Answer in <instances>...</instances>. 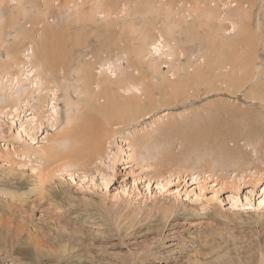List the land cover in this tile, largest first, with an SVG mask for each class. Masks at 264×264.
Wrapping results in <instances>:
<instances>
[{
    "label": "rangeland",
    "instance_id": "obj_1",
    "mask_svg": "<svg viewBox=\"0 0 264 264\" xmlns=\"http://www.w3.org/2000/svg\"><path fill=\"white\" fill-rule=\"evenodd\" d=\"M78 1L82 21L58 13L60 5L63 13L74 12L76 1L66 9V0H55L58 9L45 20L28 11L12 28L10 14L45 0H0L8 17L0 43V264H264V0H200L225 12L230 3L245 4L241 26L248 33L226 35V46L205 25L176 34L183 63L202 57L198 43L220 45L214 47L219 59L209 53L224 64L235 61L230 78H198L197 96L159 106L150 117L110 125L97 119L105 129L100 147L82 158L71 138L79 123H89L82 115L87 61L96 80L136 68L135 56L112 42L118 35L109 41L99 29L120 34L122 26L139 28L146 18L159 28L162 20L188 19L186 27L193 20L184 18L187 6L199 0L130 1L124 12L105 17L99 11L106 0ZM192 35L198 37L193 45L184 42ZM46 38L45 52L37 54L48 75L36 87L28 48ZM151 50L146 58L171 74L167 48ZM18 71L27 72L21 82L14 80Z\"/></svg>",
    "mask_w": 264,
    "mask_h": 264
},
{
    "label": "bare ground",
    "instance_id": "obj_2",
    "mask_svg": "<svg viewBox=\"0 0 264 264\" xmlns=\"http://www.w3.org/2000/svg\"><path fill=\"white\" fill-rule=\"evenodd\" d=\"M13 1H17V4H18V0H13ZM66 1L67 2H65L64 4L66 5L65 6L66 9H69L71 7L69 5L70 2L76 1V3L74 4V6L76 7L74 12L73 11L68 12L69 14L67 12L63 13L62 6L61 5L58 6V3H55V0H45V3L43 4L41 3L40 5L34 2L33 5L29 4L26 7L25 5L22 6L21 11L18 13V15L13 14V13L10 14V20H11L10 25L11 26L10 25L9 26L12 28H15L17 24H19V22L21 21V17L24 16V14L28 11L32 13L33 20L38 21L36 19H40L38 22H41L45 20V17L48 14L54 12V10L58 8H59L58 13L64 16L63 18L66 17V20L68 19V17L71 16V17H75L77 21L78 20L82 21V18L86 17L83 11L85 8H84V4L82 3V1L80 2L82 3V5L79 3L78 0H66ZM130 1H133V3H136L137 0H120V1L119 0H106L104 3H100L101 11L99 12L104 13V17H105V14L106 15L110 13L119 14L121 12H124V10L127 8L128 3ZM142 1H145V0H142ZM178 1L181 2L182 0H178ZM55 5H57L58 8L55 9ZM219 6H217L215 3L213 6H211L210 2L209 3L205 2L203 5H201L200 0L197 3H195V5L191 4L189 6L190 8L187 6L189 13L186 14L184 18L186 19L187 17L189 18L190 16L192 17L193 20L190 23V25L186 27H183V25L185 24V22L189 21L188 19L182 20V21L180 20L171 21L168 23H166L165 20H162L163 28H159L157 26V22H154V19L146 18V22L142 21V25H140L139 28L133 26L131 22L122 26L121 27L122 31L120 34H116L107 29L105 30L99 29L100 32L108 34L111 37L108 39L109 41H111V39L112 40L115 39L113 36L118 35V37L116 38L117 41L114 40L112 42L119 44L121 47L120 50H122L123 52H124L123 50L124 48L125 50L129 51L130 55L135 56L136 68L134 71L135 72L138 71V72L135 73L134 71H131L128 68H124L123 71H121L122 75L120 77L119 76L117 77L119 79H117L116 77L112 78L107 73V74H102L103 77H100L96 80L95 75H91V72H93L92 70L94 68V63L91 61H87V69L83 68L84 69L83 73L85 74L87 72V78L86 76L84 77L82 76L83 77L82 79L84 80V82L86 83L87 81L85 86L82 87L83 93L86 94L85 103L82 109V115L84 113L85 118L87 117V121L89 123H84L86 124L85 127H83L81 123H79L77 132L71 138L73 139V143H72L73 147H71V149L74 150V152H77L79 156H81V158L83 154L89 155L99 149L100 139L105 129H102L103 125H101L100 124L101 122L99 123L97 119L98 120L102 119V121H105L104 123H106L107 125H110V123L115 120L125 119V120L131 121L134 117H138V116L139 118L145 117V116L150 117V115H152V111L154 112V110L158 108L159 106H168V105H174V104L176 105L177 103L187 101L192 96H197L198 95L197 92H201V91H197V89L199 90V86L196 85L198 78H203L205 81H211V80L215 81V80H219V78H222L224 80L225 78H228L229 76H231L232 71L234 72L235 70V66H234L235 61H230L231 64L229 63L224 64V62L222 61L213 60L212 56H210L209 51L215 54L217 58L219 59V56L221 53H219L217 50H214V47L216 46L218 47L220 45L226 46L227 43H225L224 41V39L226 38L225 37L226 35H231V33L233 34L234 32H237L238 34L243 35L244 31L248 33V29L243 28L241 26V20L246 16L247 10L244 8L245 4L243 5L240 2L237 3V1L236 3H230V5L227 6L228 12L221 10ZM252 8H253L252 6H249V17H250V14L252 13ZM139 11H147V8L141 7ZM223 11L225 12V14ZM226 13H227V16H224L226 15ZM231 13H235L237 14V16L234 17L233 16L234 14L232 15ZM95 15H91L90 18L87 19V22H89L90 20H94ZM161 16H157V19L161 20ZM7 19L5 18V15L2 12V9L0 8V43H3L6 37L7 28L5 25V20L8 21ZM224 21L225 23L230 25V29L229 28L223 29ZM218 23H221L222 25H218ZM63 24L65 25L67 24L66 26H68V24H72V21L66 22ZM110 25H113V23H110ZM202 25H205L208 28V31L210 32V34L213 36V38L217 42L220 41L221 43L220 45H217L215 43L216 46H214L212 43L210 46L202 44V43L196 44V47L198 48V50L197 49L196 50L198 51V54L202 56L200 57L201 59L200 58L196 59V55L194 57L190 55L188 57V60L185 63H183L182 58L184 57V54H185L184 52L186 51H183V49L181 48L180 46L181 41L177 39L176 34L178 32L179 34H184V31H185V33H187L188 35L191 33L189 32V28L193 30L194 32H196V30L203 28ZM87 28L92 29L90 25ZM220 28L222 30H220ZM152 29L156 31L153 37L151 35ZM255 30L257 31V29ZM48 31L50 32L49 29ZM223 31H225V34H223ZM135 33H137L136 34L137 36L136 35L133 36ZM18 35L25 37L24 32ZM191 37L193 38H190V39L188 38L187 40H184V42L188 43L189 41V42H192V45H193L194 44L193 42L197 40L198 37H196L195 35H192ZM260 37H257V38H260ZM135 39L138 40L139 49L136 48V44L134 42L131 43V41ZM46 41H47V38L41 41L35 40L33 45L31 44V46L28 48V52L30 53V57H31L29 63L32 68L31 70L29 69L31 73H29V70L27 72L30 74L31 77H34L33 81L34 83H36V87L38 85L37 82H39L38 79H41L42 77L46 78L48 75L45 69V65L43 61L41 60V57H39L37 54V53H40L41 50H42L41 51V54H42V52L44 51L43 49L45 47ZM121 43H123V45H121ZM43 44H44V47L41 49ZM108 45H111V44H108ZM151 47L157 53L162 51V49L167 48V51H166L167 53L165 54V57L169 61V64L167 65L171 68L170 70L171 74L162 73L159 62L156 58L154 57H149L148 59L146 58L147 55H149L150 53L151 54L153 53L151 50ZM97 54L100 55L101 53L98 52ZM242 54L240 56L243 60L244 58L242 57ZM12 61H15V60L12 58ZM99 61L101 62L102 59H100ZM9 65L10 64H8L7 66ZM203 67H205L207 70L202 69ZM224 69H227V70L223 71ZM218 70H219V73H217ZM258 70H259V66L256 63L254 65V73L258 72ZM19 71L17 72V76L16 75L14 76V80L17 79V81L21 82V79H23L22 75L23 74L25 75L27 72L21 74ZM34 71L35 72L37 71V75H35ZM239 71H242V70L239 69ZM168 74L171 75V77H169ZM159 78H161V80ZM26 79L29 80L28 77H26ZM40 81H42V79ZM93 83H96L95 86H97V89L94 88ZM141 84H144L143 87H140ZM191 90L193 91V93H191ZM214 90L215 88L212 87L210 91H214ZM101 100L103 101L101 102ZM54 109L55 107L53 108V110ZM94 123L95 125L93 126ZM214 128L215 126L209 127V129H214ZM37 247L38 246H36V248ZM17 249L19 250V248Z\"/></svg>",
    "mask_w": 264,
    "mask_h": 264
}]
</instances>
